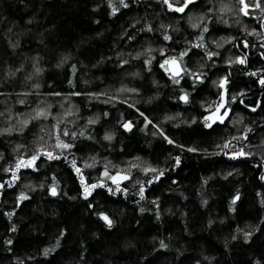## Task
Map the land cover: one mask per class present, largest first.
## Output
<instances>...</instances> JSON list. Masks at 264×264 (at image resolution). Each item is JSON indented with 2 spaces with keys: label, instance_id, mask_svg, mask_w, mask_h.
Returning <instances> with one entry per match:
<instances>
[{
  "label": "trees",
  "instance_id": "1",
  "mask_svg": "<svg viewBox=\"0 0 264 264\" xmlns=\"http://www.w3.org/2000/svg\"><path fill=\"white\" fill-rule=\"evenodd\" d=\"M243 2L0 0V264H264V0Z\"/></svg>",
  "mask_w": 264,
  "mask_h": 264
},
{
  "label": "rangeland",
  "instance_id": "2",
  "mask_svg": "<svg viewBox=\"0 0 264 264\" xmlns=\"http://www.w3.org/2000/svg\"><path fill=\"white\" fill-rule=\"evenodd\" d=\"M195 0H184V7L193 2ZM241 2V9L243 11V13H246L247 16H252L251 14L254 13V11H251L249 10V7H247V5L243 2V0H239ZM248 9V10H247ZM182 10V8L180 9ZM165 65V64H164ZM224 116V112H223V107L221 106V104L216 108L214 109V111H212V113H210L207 117L209 123L211 124L213 122V120H215L216 118V121H220L221 117ZM246 140V138L243 140V142ZM229 145V143L226 144V147ZM237 150V148H226V151H230V155L231 156H236L238 154H242L243 152L242 151H235ZM129 176L127 174H124V173H116V174H110L108 172H104L102 174V178L101 180L95 185V186H98V185H106V184H109V185H113V186H118L122 181H125Z\"/></svg>",
  "mask_w": 264,
  "mask_h": 264
},
{
  "label": "water",
  "instance_id": "3",
  "mask_svg": "<svg viewBox=\"0 0 264 264\" xmlns=\"http://www.w3.org/2000/svg\"><path fill=\"white\" fill-rule=\"evenodd\" d=\"M167 69H168V72L170 73V75L174 78H178L181 73H182V69L180 67V64L178 63V61L176 60H170V61H167L165 63ZM183 101H185V98L182 99ZM51 194L54 195V191L52 190L51 191Z\"/></svg>",
  "mask_w": 264,
  "mask_h": 264
},
{
  "label": "bare ground",
  "instance_id": "4",
  "mask_svg": "<svg viewBox=\"0 0 264 264\" xmlns=\"http://www.w3.org/2000/svg\"><path fill=\"white\" fill-rule=\"evenodd\" d=\"M170 60H176V61H178L177 59H174V58H172V59H169V60H167V61H170ZM167 61H165V63H166ZM165 63H164V64H165ZM178 63L180 64V62H179V61H178ZM165 67H166V65H165ZM180 67H181V69H182V66H181V64H180ZM166 71L168 72V69H167V67H166ZM182 73H183V69H182ZM182 73H181V75H182ZM168 74L170 75V73H169V72H168ZM181 75H180V76H181ZM170 76H171V75H170ZM180 76H179V77H180ZM171 77H172V76H171ZM179 77H178V78H179ZM172 78H174V77H172ZM175 79H177V78H175ZM183 98H184V97H183ZM183 98H182V99H183ZM185 101H186V99H185ZM185 101H184V102H185ZM52 190H53V189H52ZM53 191H54V190H53ZM50 193H51V192H50ZM54 195H55V192H54Z\"/></svg>",
  "mask_w": 264,
  "mask_h": 264
}]
</instances>
